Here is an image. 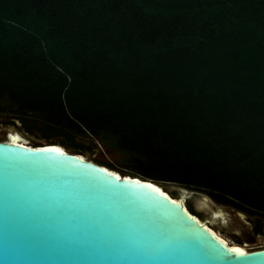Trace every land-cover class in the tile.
<instances>
[{"label":"trees","instance_id":"obj_1","mask_svg":"<svg viewBox=\"0 0 264 264\" xmlns=\"http://www.w3.org/2000/svg\"><path fill=\"white\" fill-rule=\"evenodd\" d=\"M17 122L264 220V0H0V123Z\"/></svg>","mask_w":264,"mask_h":264},{"label":"water","instance_id":"obj_2","mask_svg":"<svg viewBox=\"0 0 264 264\" xmlns=\"http://www.w3.org/2000/svg\"><path fill=\"white\" fill-rule=\"evenodd\" d=\"M118 174L56 143L0 141V264H264V248L226 246L190 213L192 191Z\"/></svg>","mask_w":264,"mask_h":264},{"label":"rangeland","instance_id":"obj_3","mask_svg":"<svg viewBox=\"0 0 264 264\" xmlns=\"http://www.w3.org/2000/svg\"><path fill=\"white\" fill-rule=\"evenodd\" d=\"M17 134L20 137V141L25 142L27 145H41L45 141L36 137L35 135L28 133L22 128L20 123L17 126L5 125L0 123V141H8L11 134ZM57 142L56 139H53ZM87 145L93 146V152H84L81 155L86 160L90 161H103L117 164L120 160V153L110 152L105 149L102 145H99L96 141H86ZM115 169L120 171L119 174L127 175V172L122 170L120 167L115 165ZM128 176H131L128 175ZM133 177V176H131ZM138 178V177H137ZM141 179V178H140ZM161 185V184H159ZM164 188L163 185H161ZM174 185H167L166 188L172 189ZM180 193V192H179ZM179 193L175 197H179ZM202 195L196 196L193 199V206L196 212L202 214L203 220L207 223V226L216 232L220 233L229 244H236L244 247L247 251H252L260 248H264V235L255 236L253 240H246V237L250 235V228L246 223L247 218H241L239 214L230 208L221 205H209L203 203V205H197V201L201 199ZM186 202V198H185ZM206 208H205V207ZM212 212H214L212 214ZM211 214V215H210ZM202 220V221H203ZM221 223L222 227L219 225ZM238 239V240H237Z\"/></svg>","mask_w":264,"mask_h":264},{"label":"flooded vegetation","instance_id":"obj_4","mask_svg":"<svg viewBox=\"0 0 264 264\" xmlns=\"http://www.w3.org/2000/svg\"><path fill=\"white\" fill-rule=\"evenodd\" d=\"M167 191H168V193L171 195V196H173L172 195V190H168L167 189ZM178 192H180L179 190H177ZM181 194V193H180ZM190 196H199V194L197 195V193H195V192H193L192 194H189L186 198H188V197H190ZM202 198V197H201ZM186 204V203H185ZM233 210V209H232ZM233 211H235V210H233ZM235 212H237L238 213V211H235ZM211 215V214H210ZM245 215V214H244ZM198 217V216H197ZM200 220H203V219H201L200 217H198ZM245 218H247V221H246V223L248 224V226H249V228H250V235H248L247 237H246V240H248V241H250V240H253L254 239V237L255 236H261V235H264V220H258V219H256V218H254V217H247L246 215H245ZM204 221V220H203ZM254 222H256V223H260L262 226V228H261V232L260 233H255V232H253L252 230H253V227L255 226V224H254Z\"/></svg>","mask_w":264,"mask_h":264},{"label":"bare ground","instance_id":"obj_5","mask_svg":"<svg viewBox=\"0 0 264 264\" xmlns=\"http://www.w3.org/2000/svg\"><path fill=\"white\" fill-rule=\"evenodd\" d=\"M20 139V137L15 133V134H11L10 136H9V141H11L12 143H21V144H24V145H27L25 142H22V141H20L19 140ZM81 156V158L82 159H85L84 158V156H82V155H80ZM119 175V174H118ZM161 191V190H160ZM175 202H178V203H181L182 201L181 200H179V201H175ZM206 227H207V224H204ZM211 230V232L216 236V237H218L219 239H221L224 243H225V245L226 246H231V247H233V248H240V249H243V250H245V252L247 251L244 247H242V246H237L236 244H229L228 243V241L224 238V237H222L221 235H220V233H218V232H216V231H213V229H210Z\"/></svg>","mask_w":264,"mask_h":264}]
</instances>
